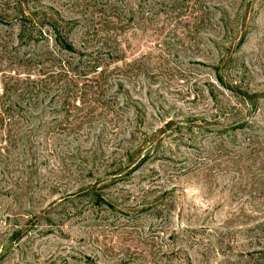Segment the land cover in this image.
Listing matches in <instances>:
<instances>
[{"label":"rangeland","instance_id":"rangeland-1","mask_svg":"<svg viewBox=\"0 0 264 264\" xmlns=\"http://www.w3.org/2000/svg\"><path fill=\"white\" fill-rule=\"evenodd\" d=\"M20 81L47 95L31 182L0 161V245L32 235L0 264H264V0H0Z\"/></svg>","mask_w":264,"mask_h":264},{"label":"trees","instance_id":"trees-1","mask_svg":"<svg viewBox=\"0 0 264 264\" xmlns=\"http://www.w3.org/2000/svg\"><path fill=\"white\" fill-rule=\"evenodd\" d=\"M50 26L54 33H56V42L64 51L71 53L74 52V47L70 41L63 37L61 30L57 24L53 21L45 22ZM23 32L27 31V25L22 27ZM68 71L73 72L74 75H80L81 72H85L80 69L79 64H68ZM89 71L98 73V79H96L95 93L104 95L111 89L114 84L107 81L108 71L103 68L101 62L96 60ZM66 77V74L63 75ZM30 77V76H28ZM79 77V76H78ZM31 81H28L25 85H22L23 81L18 82L14 86L4 87L0 94V161L12 162V167L18 165L17 169L19 180H22V176H26V179L31 182V175L34 173L33 169L36 164V151L34 150V140L32 137L36 134L37 128L41 127L39 121V106L42 105L41 95L45 99L47 92L45 88L34 89ZM74 82V80H73ZM66 89L71 88L69 85H73L72 82H64ZM43 87V86H42ZM91 87V86H90ZM44 90V91H43ZM256 97V94L247 91L239 96V103H245L252 105V100ZM63 103V102H61ZM133 102L126 101L125 105L131 106ZM120 108L122 105L119 106ZM245 125H249L245 120ZM130 161V160H128ZM122 163H120L121 165ZM9 167V166H7ZM121 167V166H120ZM32 169L29 171L28 169ZM98 201L102 200V196L96 197ZM99 204L100 202H96ZM110 205V204H109ZM33 221V217H30L26 222L16 227L7 228V234L4 235V243L0 245V261L7 260L14 252L17 254L22 253V246L24 239L30 238L32 234H29L28 221ZM31 223V222H29ZM3 234V233H2ZM13 251V252H12ZM190 262V261H189ZM126 263V262H124Z\"/></svg>","mask_w":264,"mask_h":264}]
</instances>
